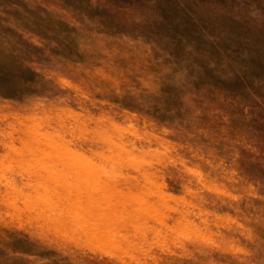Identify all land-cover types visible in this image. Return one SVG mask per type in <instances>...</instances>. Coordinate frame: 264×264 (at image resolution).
<instances>
[{"label": "rangeland", "instance_id": "1", "mask_svg": "<svg viewBox=\"0 0 264 264\" xmlns=\"http://www.w3.org/2000/svg\"><path fill=\"white\" fill-rule=\"evenodd\" d=\"M0 264H264V0H0Z\"/></svg>", "mask_w": 264, "mask_h": 264}]
</instances>
